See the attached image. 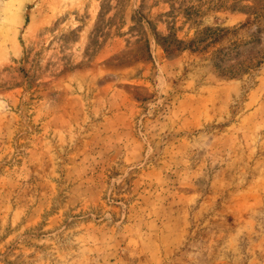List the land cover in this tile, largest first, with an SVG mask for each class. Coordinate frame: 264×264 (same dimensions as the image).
Listing matches in <instances>:
<instances>
[{"label":"rangeland","instance_id":"obj_1","mask_svg":"<svg viewBox=\"0 0 264 264\" xmlns=\"http://www.w3.org/2000/svg\"><path fill=\"white\" fill-rule=\"evenodd\" d=\"M0 264H264V0H0Z\"/></svg>","mask_w":264,"mask_h":264}]
</instances>
